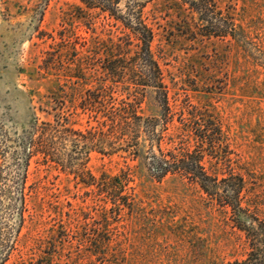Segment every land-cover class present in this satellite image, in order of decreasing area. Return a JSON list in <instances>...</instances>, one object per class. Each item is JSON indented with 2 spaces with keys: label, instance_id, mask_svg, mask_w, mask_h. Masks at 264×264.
Returning a JSON list of instances; mask_svg holds the SVG:
<instances>
[{
  "label": "rangeland",
  "instance_id": "374dc122",
  "mask_svg": "<svg viewBox=\"0 0 264 264\" xmlns=\"http://www.w3.org/2000/svg\"><path fill=\"white\" fill-rule=\"evenodd\" d=\"M119 1L123 12L140 7L154 33L174 116L162 149L193 147L195 136L180 121L213 115L221 135L203 164L219 181L242 177L240 219L264 222V0H200L206 7L199 12L190 7L194 0ZM129 34L77 0H0V261L11 252L5 264H37L42 243L53 264H227L249 252L230 207L182 173L157 179L147 151L129 155L121 130L111 135L103 123L126 99L145 119L162 118L154 87L124 82L96 94L102 82L83 42L91 48ZM77 59L86 79L70 78ZM119 175L120 207L106 187Z\"/></svg>",
  "mask_w": 264,
  "mask_h": 264
},
{
  "label": "trees",
  "instance_id": "16d2710c",
  "mask_svg": "<svg viewBox=\"0 0 264 264\" xmlns=\"http://www.w3.org/2000/svg\"><path fill=\"white\" fill-rule=\"evenodd\" d=\"M77 1L88 11L99 10L102 13H106L130 32L129 35L120 38L111 36L107 40L94 41L91 48L86 42H83V48L87 46L94 56V63H92L94 75H96V78L101 79L100 82H102V85H99L98 89L96 88L98 93L94 92L93 96L97 97L99 94L105 93V88H109L107 87L108 84H110L108 86H111V84L124 82H128L131 85L134 84L135 87H154L158 92H161L159 101L161 103L162 118L160 120L150 121V119H145L143 116L138 115L131 99H126L120 102L118 109L115 111L110 109L106 113L103 123L109 126V133L114 136H120L121 130L124 138L131 144V147L126 151L129 155H138L147 151L149 156L148 170L157 179H163L169 174L182 173L199 184L210 198L220 199L219 201L222 204L233 210L237 216L236 224L238 229L247 236L249 252L244 259L227 264H264V222L257 220L246 223L247 221L244 222L240 219L242 213H244L241 204V193L244 189L243 178L231 175L229 179L225 178L219 181L218 178L214 177V174L208 172L203 164V160L207 155L211 158L214 157L218 149V139L221 135L220 128L217 126L213 115L205 111V113H199L197 118L194 117L193 120L180 121L186 131L193 132L196 140L193 147L183 148L179 153H168L162 149V144L168 136V133L165 135L164 132L170 130V125L174 122V116H172L171 107H169L162 71L152 51L154 33L143 18V11L139 7V9L132 8L123 12L120 10L121 1L119 0ZM202 6L206 7L204 2L200 0H194L190 3L192 10L197 12L201 10ZM78 10L82 11V8H78ZM74 62H76V65L71 70L70 78L86 79L87 75L83 71L84 61L77 59ZM56 63L58 62H54V64ZM46 65L47 70H52L53 61L47 60ZM101 97L100 95L97 101ZM160 124H162V127L159 131L158 126ZM56 125H49L50 132L52 131L51 127ZM180 139L182 143H186L184 138L181 137ZM209 148L211 153H207ZM111 150L113 152V148ZM48 156L52 160H57L50 155ZM54 162L60 165L59 161ZM25 178L26 176L21 179L23 183ZM106 187L113 196L116 193L115 196L119 199L116 201V205L120 207V198L117 195L120 194V175L108 179ZM19 196L22 205L21 212L18 214L19 227H23L25 223L26 194L22 191ZM102 243L92 241V245L97 249L99 246L100 248L104 246ZM43 246L46 247L42 243V251L39 255L40 260L37 264H53V256L50 255L51 253H47L46 248L44 249ZM90 254L92 256L98 255L97 251H92ZM10 255L11 252L8 251L1 258L0 264H5L9 260Z\"/></svg>",
  "mask_w": 264,
  "mask_h": 264
}]
</instances>
